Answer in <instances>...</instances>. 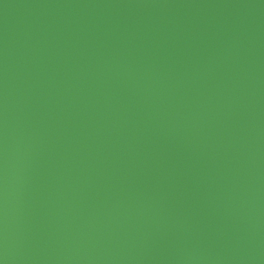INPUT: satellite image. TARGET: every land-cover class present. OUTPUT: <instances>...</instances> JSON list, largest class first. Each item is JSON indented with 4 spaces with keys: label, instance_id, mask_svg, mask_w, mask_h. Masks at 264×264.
Wrapping results in <instances>:
<instances>
[{
    "label": "water",
    "instance_id": "95a60500",
    "mask_svg": "<svg viewBox=\"0 0 264 264\" xmlns=\"http://www.w3.org/2000/svg\"><path fill=\"white\" fill-rule=\"evenodd\" d=\"M0 264H264V0H0Z\"/></svg>",
    "mask_w": 264,
    "mask_h": 264
}]
</instances>
